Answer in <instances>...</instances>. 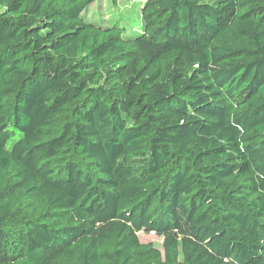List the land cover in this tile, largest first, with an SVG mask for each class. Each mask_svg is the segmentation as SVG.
<instances>
[{
    "label": "trees",
    "instance_id": "1",
    "mask_svg": "<svg viewBox=\"0 0 264 264\" xmlns=\"http://www.w3.org/2000/svg\"><path fill=\"white\" fill-rule=\"evenodd\" d=\"M100 1L0 0V264H264V0Z\"/></svg>",
    "mask_w": 264,
    "mask_h": 264
},
{
    "label": "rangeland",
    "instance_id": "2",
    "mask_svg": "<svg viewBox=\"0 0 264 264\" xmlns=\"http://www.w3.org/2000/svg\"><path fill=\"white\" fill-rule=\"evenodd\" d=\"M146 0H102L95 2L86 13L88 20L111 27L119 25L129 31L140 28L142 23L141 9ZM0 10L2 8L0 7ZM140 241L152 244L156 249L164 253V239L158 235L141 232Z\"/></svg>",
    "mask_w": 264,
    "mask_h": 264
}]
</instances>
